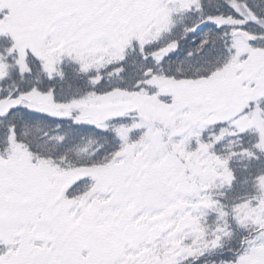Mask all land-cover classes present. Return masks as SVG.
Instances as JSON below:
<instances>
[{
    "label": "snow or ice",
    "instance_id": "obj_1",
    "mask_svg": "<svg viewBox=\"0 0 264 264\" xmlns=\"http://www.w3.org/2000/svg\"><path fill=\"white\" fill-rule=\"evenodd\" d=\"M0 264H264V0H0Z\"/></svg>",
    "mask_w": 264,
    "mask_h": 264
}]
</instances>
